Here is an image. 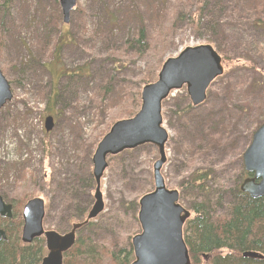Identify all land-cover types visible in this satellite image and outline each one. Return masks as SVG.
<instances>
[{"label": "rangeland", "instance_id": "374dc122", "mask_svg": "<svg viewBox=\"0 0 264 264\" xmlns=\"http://www.w3.org/2000/svg\"><path fill=\"white\" fill-rule=\"evenodd\" d=\"M258 6L264 0H76L64 25L59 0H0V70L12 92L0 110V195L21 204L43 199L45 230L65 233L83 222L93 205L91 158L100 139L138 112L143 83L156 81L164 60L208 44L237 66L211 84L198 107L185 87L163 102L169 139L161 174L185 209L207 201L215 215H227L242 155L264 122V10ZM140 31L142 49L134 48ZM49 65L55 75L66 74L50 75ZM78 70L86 74L72 76ZM48 117L54 127L45 133ZM158 159L151 145L108 158L104 210L77 236L129 244L140 232L138 202L154 189ZM198 170L208 175L206 192L182 188Z\"/></svg>", "mask_w": 264, "mask_h": 264}, {"label": "water", "instance_id": "95a60500", "mask_svg": "<svg viewBox=\"0 0 264 264\" xmlns=\"http://www.w3.org/2000/svg\"><path fill=\"white\" fill-rule=\"evenodd\" d=\"M76 0H59L63 23L68 24ZM223 74L222 60L209 45L185 48L176 57L167 59L157 76V81L141 92V107L131 119L116 122L102 138L92 157L95 182L94 205L87 215V222L104 210L100 182L107 169V158L124 151L151 145L158 150L159 159L153 165L154 189L138 203V222L141 232L131 239L134 261L131 264H191L183 240V226L190 212L179 204V193L168 190L161 175L166 163L165 145L168 134L163 128L162 102L172 91L183 86L192 105L197 107L206 99L210 84ZM12 99L10 85L0 71V110ZM53 127L52 118L44 123L46 132ZM246 173L252 175L243 181L240 191L251 199L264 197V123L254 133L251 143L242 157ZM44 202L33 199L22 211L21 242L29 245L35 239L44 238L47 255L41 264H63V255L75 244V234L83 224L73 225L64 235L44 231ZM0 218L11 219L12 207L0 197ZM6 240L0 229V242ZM256 257V255H247Z\"/></svg>", "mask_w": 264, "mask_h": 264}, {"label": "trees", "instance_id": "16d2710c", "mask_svg": "<svg viewBox=\"0 0 264 264\" xmlns=\"http://www.w3.org/2000/svg\"><path fill=\"white\" fill-rule=\"evenodd\" d=\"M257 10L264 8L258 6ZM134 44L137 47L130 44L129 46L139 49L145 47L141 31ZM58 51L59 48L56 47L55 59L59 57V55L57 57ZM223 65L225 73L231 67L237 66L229 58L223 59ZM246 66L252 67L249 63ZM45 69L49 74H54L50 65ZM65 74L66 72L59 74L58 78ZM77 74L85 75L86 71L78 70L72 73V76ZM149 83L151 82L144 81L143 86ZM53 91L52 87L50 101L55 103L56 97L52 95ZM134 114L129 113L126 118H131ZM247 176L242 167L238 183L232 191H229V194H233V199L229 204L227 215H215L207 201L192 204L191 218L183 227V239L191 264H264V197L251 199L240 191L241 182ZM90 180V177L85 181L81 180L78 186L84 189L89 185ZM207 181V173L198 170L183 182L182 188L204 193ZM64 187H68L69 190L71 185L66 183ZM68 192L72 194L73 189ZM2 198L12 206L13 217L11 220L0 219V228L6 234V241L0 242V264H40L46 255L44 240L36 239L30 245H24L20 240L22 221L21 214L16 212V207L23 206L25 202L19 203L18 198L11 200H7L4 196ZM71 218L69 214L67 222L71 223ZM85 227L92 228L93 223L90 222ZM249 254H254L256 257L247 256ZM132 261L133 252L130 243L126 246H118L84 236H77L75 245L64 254L63 258V264H130Z\"/></svg>", "mask_w": 264, "mask_h": 264}, {"label": "bare ground", "instance_id": "6f19581e", "mask_svg": "<svg viewBox=\"0 0 264 264\" xmlns=\"http://www.w3.org/2000/svg\"><path fill=\"white\" fill-rule=\"evenodd\" d=\"M53 95H55V97H57V95H58V92H57V91H55ZM55 99H56V98H55Z\"/></svg>", "mask_w": 264, "mask_h": 264}]
</instances>
